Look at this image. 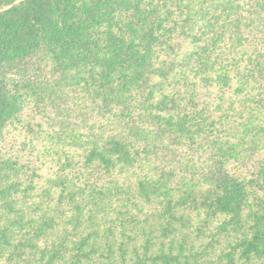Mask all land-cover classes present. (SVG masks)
<instances>
[{
	"label": "trees",
	"instance_id": "trees-1",
	"mask_svg": "<svg viewBox=\"0 0 264 264\" xmlns=\"http://www.w3.org/2000/svg\"><path fill=\"white\" fill-rule=\"evenodd\" d=\"M0 264H264V0H0Z\"/></svg>",
	"mask_w": 264,
	"mask_h": 264
}]
</instances>
